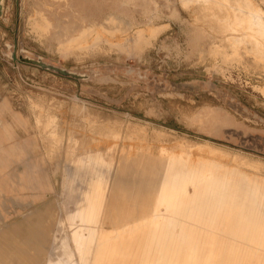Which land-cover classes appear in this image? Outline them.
Returning a JSON list of instances; mask_svg holds the SVG:
<instances>
[{
  "label": "rangeland",
  "instance_id": "obj_1",
  "mask_svg": "<svg viewBox=\"0 0 264 264\" xmlns=\"http://www.w3.org/2000/svg\"><path fill=\"white\" fill-rule=\"evenodd\" d=\"M258 17L264 24V0H0V90L42 182L40 194L31 186L0 199V264H88L99 227L121 219L109 208L119 188L139 190L150 207L122 218L150 217V227L158 200V219L180 208L171 230L181 234L183 222L192 237L205 227L183 180L191 172L257 187L241 203L208 196L204 207L264 264ZM145 249L135 264H150Z\"/></svg>",
  "mask_w": 264,
  "mask_h": 264
},
{
  "label": "crops",
  "instance_id": "obj_2",
  "mask_svg": "<svg viewBox=\"0 0 264 264\" xmlns=\"http://www.w3.org/2000/svg\"><path fill=\"white\" fill-rule=\"evenodd\" d=\"M10 100L0 90V199L5 193L20 188L26 189L32 186L34 195L40 194L42 185L41 178L32 174L27 167V142L25 125L21 121L11 119ZM22 125V127H21ZM31 159V157H29ZM40 179V181H39ZM38 187L36 188V186ZM166 185L158 191L157 198ZM139 190L126 191L118 189V193H113L109 204L110 211L116 215L109 219L114 224L111 229L99 227L88 264H135L137 252L136 247L145 241V258H151L150 264H259L260 257L250 255V247L240 246L217 230L203 228L197 225L190 232L193 236H188V230L183 222L181 234H175L171 230L177 216L181 214V209H171V218H163L160 221L158 210L164 202L155 201L152 223L146 216L133 221L122 218L124 214H132L133 210L146 214L149 207L148 197ZM37 198V197H35ZM92 204L89 207L91 215L94 209ZM39 211H35L37 214ZM75 218L77 210L73 211ZM79 220L82 219L83 211H79ZM134 213V212H133ZM184 214V211H182ZM106 219L107 216H106ZM126 220V221H125ZM128 220V221H127ZM58 221L56 222V225ZM220 234V235H218ZM135 235V236H134ZM75 232L73 238L78 243ZM131 237V238H130ZM213 238V240L211 239ZM93 239V238H92ZM137 242V243H136ZM216 244V245H215ZM91 245V244H90ZM217 246V247H216ZM237 248L238 253H237ZM242 249V251H240ZM256 250V249H255ZM217 251V252H216ZM1 253V252H0ZM256 253V252H255ZM215 254V255H214ZM254 254V253H253ZM51 264H65L64 262H51ZM76 264V263H71Z\"/></svg>",
  "mask_w": 264,
  "mask_h": 264
},
{
  "label": "bare ground",
  "instance_id": "obj_3",
  "mask_svg": "<svg viewBox=\"0 0 264 264\" xmlns=\"http://www.w3.org/2000/svg\"><path fill=\"white\" fill-rule=\"evenodd\" d=\"M256 22H257L258 27H260V30L262 29V31H264V24L261 23L260 17L257 18ZM183 180H185L186 182H191L195 189V195L192 201H195L194 203H196V200H197L198 203L202 205L201 211H202V219H203L204 227L206 229L208 228V229L217 230L220 234H222L223 232L220 229L223 222L217 221L220 211L218 210L219 212L218 213L216 209H214L215 212L213 214L212 210L209 211L207 207L205 208L204 202L206 198L209 196L211 198L208 200L213 201L218 196L220 197V196L225 195V198H228L229 200L234 201V203L236 204L237 202L238 203L243 202L246 199V196H249L251 191L253 189L256 190L257 188L256 186H251L248 183V180H244L243 177L238 176V177L229 178L225 174L224 175H213L212 173L195 174L194 172H191L190 174L186 175L185 179ZM206 209L209 212H207ZM210 212L213 215L211 214V216L208 218L207 214H209ZM242 217H243V214L241 216H236L235 225H236L237 230L244 223V220ZM224 222L226 225H228L227 219ZM211 239L213 240V238Z\"/></svg>",
  "mask_w": 264,
  "mask_h": 264
}]
</instances>
